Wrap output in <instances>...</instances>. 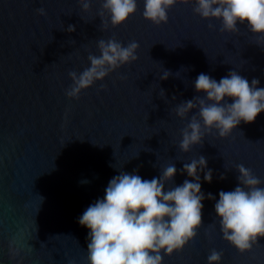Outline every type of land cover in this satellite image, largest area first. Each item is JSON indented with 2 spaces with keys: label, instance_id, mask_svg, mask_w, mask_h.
<instances>
[{
  "label": "water",
  "instance_id": "1",
  "mask_svg": "<svg viewBox=\"0 0 264 264\" xmlns=\"http://www.w3.org/2000/svg\"><path fill=\"white\" fill-rule=\"evenodd\" d=\"M0 264H264V0H0Z\"/></svg>",
  "mask_w": 264,
  "mask_h": 264
}]
</instances>
